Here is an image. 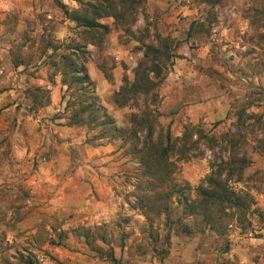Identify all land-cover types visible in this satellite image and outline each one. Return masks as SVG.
Listing matches in <instances>:
<instances>
[{
  "label": "rangeland",
  "instance_id": "rangeland-1",
  "mask_svg": "<svg viewBox=\"0 0 264 264\" xmlns=\"http://www.w3.org/2000/svg\"><path fill=\"white\" fill-rule=\"evenodd\" d=\"M58 1L70 11L95 2ZM136 18L124 28L114 18L102 19L110 32L101 40L70 21L55 0H0V264H26L28 255L38 264H115L109 260L111 247L116 264H264V0H145ZM192 25L200 30L189 36ZM158 36L172 39L175 56L163 81L148 96L118 107L115 94L125 81L133 82L145 45L157 44ZM49 43L87 50L99 102L118 127H130L132 115L152 113L154 141L166 143L168 134L174 141V182L190 189L189 200L218 166L245 159L235 165L229 186L252 197L247 222H230L224 236L209 230L169 233L164 217L153 216L138 201L147 181L140 186L142 168L130 148L134 142L110 141L111 133L101 139L102 128L89 125L73 127L87 133L88 144H112L116 162L122 163L112 179L114 213L108 223L78 224L74 215L60 220L28 206L27 186L44 154L57 145L43 129L56 115L65 117L66 126L73 111L64 113L73 90L63 100L65 88L56 82L61 78L51 77L48 64L56 57L49 60ZM49 87L60 89L62 111L40 117L50 105L31 111L30 91ZM203 104V110H192ZM144 136L139 134L141 141ZM171 206L178 216L182 207L176 198ZM80 228L91 229L96 244L78 238L74 230ZM190 243L184 256L171 254L174 244L179 252L181 244Z\"/></svg>",
  "mask_w": 264,
  "mask_h": 264
},
{
  "label": "trees",
  "instance_id": "trees-1",
  "mask_svg": "<svg viewBox=\"0 0 264 264\" xmlns=\"http://www.w3.org/2000/svg\"><path fill=\"white\" fill-rule=\"evenodd\" d=\"M55 1L70 21L75 22L86 34L97 35L103 40L109 34L110 28L100 23L102 19L114 18L115 22L123 28L133 25L137 20V9L145 0H94V3L83 4L82 8L71 11L67 10L58 0ZM208 1L218 2V0ZM198 26L201 25L198 24ZM197 30L200 28L196 29L192 25L189 29V36ZM172 46V39L160 36L157 38V44L145 45L143 59L134 71L133 82L125 81L115 94L114 102L118 107H126L140 95L148 96L159 87L168 71V63L172 64V59L175 57L172 53ZM45 50L46 53L51 52L48 55L50 61L56 57V60L48 65L52 69V78L57 75L61 77V85L65 88L62 99L66 100L67 93L73 90L72 99L66 102L64 111L65 113L67 110H73L72 114L66 117L68 120L66 126L89 125L93 128H102L101 139L107 138L111 133L110 141L120 139L124 140V144L134 142L131 143L130 148L142 168L139 177L140 186L145 184L144 180L147 181L145 191L138 201L153 216L164 217L165 227L169 233L189 235L209 230L218 236H224L228 232L230 222L235 221L242 225L243 222H247L246 216L253 204L252 197L239 193L229 186L231 175L235 174L233 172L235 165L246 162L245 159L238 160L237 164L226 163L218 166L216 172L206 178L205 186L200 188L197 197L189 200L187 194L190 189L174 182L178 167L170 160L174 150V141L169 134L166 136V143L161 140L154 141L152 113H144L141 116L132 115L130 127H118L114 117L99 102L96 86L87 69L89 62L87 50L80 44L63 48L54 43H49ZM50 94L49 89L34 88L30 91L31 111L37 112L41 108L48 107L51 104ZM238 116L241 121L242 112ZM55 118L61 120L65 117L56 115ZM143 132L145 136L141 141L139 134ZM224 170L228 171L225 178H223ZM175 198L178 206L182 207L178 216L173 214L174 209L171 206ZM190 217L200 218V222L193 224L189 221ZM200 223L203 227L198 231ZM74 234L78 238H85L90 246L96 244L97 239L89 228L75 229ZM102 240L105 242L103 237ZM166 243L167 246L170 245L169 237ZM50 244L51 246L57 245L54 241H50ZM224 252H227V249ZM109 256L111 262L115 264L118 262L112 247ZM25 260L26 264H38L36 258L31 255H28ZM56 263L62 264L59 261Z\"/></svg>",
  "mask_w": 264,
  "mask_h": 264
},
{
  "label": "crops",
  "instance_id": "crops-1",
  "mask_svg": "<svg viewBox=\"0 0 264 264\" xmlns=\"http://www.w3.org/2000/svg\"><path fill=\"white\" fill-rule=\"evenodd\" d=\"M56 82L60 89L63 88L61 79ZM46 84L49 82H44ZM48 89L52 90V104L38 114L40 117L53 118L55 113L62 111L57 101L60 89ZM204 108L203 104L192 110L201 111ZM63 121L55 120L49 128L43 129L57 145L52 153L48 152L47 146L43 149H47L48 153L44 154L38 173L27 186L30 199L26 204L40 212H47L55 219L62 220L74 215L78 224L108 223L114 213L112 179L119 173L118 166H122V163L116 162L118 154L112 144H88L85 141L87 133L82 128L65 126ZM190 245L181 244L177 252L174 244L171 254L184 256L189 252Z\"/></svg>",
  "mask_w": 264,
  "mask_h": 264
}]
</instances>
